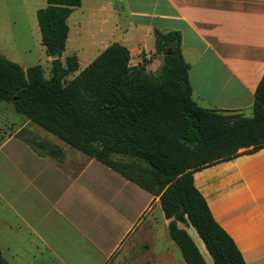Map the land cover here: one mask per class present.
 I'll use <instances>...</instances> for the list:
<instances>
[{"label":"crops","instance_id":"obj_1","mask_svg":"<svg viewBox=\"0 0 264 264\" xmlns=\"http://www.w3.org/2000/svg\"><path fill=\"white\" fill-rule=\"evenodd\" d=\"M75 14L74 39L87 25L96 50L84 58L87 65L119 43L131 66L156 74L154 32H178L192 100L251 116L264 74V0H80L68 33ZM53 147L61 153H38L13 135L0 144V165L12 179L9 199L1 192L11 217L8 238L23 240L40 264L118 263L125 252L132 261L133 240H151L167 221L158 198L94 159ZM193 183L245 264H264V148L197 171Z\"/></svg>","mask_w":264,"mask_h":264},{"label":"trees","instance_id":"obj_2","mask_svg":"<svg viewBox=\"0 0 264 264\" xmlns=\"http://www.w3.org/2000/svg\"><path fill=\"white\" fill-rule=\"evenodd\" d=\"M36 21L50 77L39 65L23 70L0 54V102L158 198L165 219L191 227L212 264H245L231 237L213 219L193 174L264 148V74L251 116L199 107L191 98L188 64L178 32H154L156 74L131 66L128 49L112 43L78 71L65 48L67 18L80 0H45ZM170 49L171 55L164 56ZM58 58L53 60V56ZM70 81L65 79L74 74ZM49 154L61 151L31 142ZM242 150V151H241ZM167 225L185 264H207L184 228ZM0 264H8L0 251Z\"/></svg>","mask_w":264,"mask_h":264},{"label":"rangeland","instance_id":"obj_3","mask_svg":"<svg viewBox=\"0 0 264 264\" xmlns=\"http://www.w3.org/2000/svg\"><path fill=\"white\" fill-rule=\"evenodd\" d=\"M45 6V0H0V54L7 60L18 64L23 70L39 65L44 78L47 79L50 77L51 58L45 55L35 15L38 9L44 8ZM73 18H76V14L68 21L70 25L69 36L60 60L64 63L66 57L76 55L79 60L78 71H80L87 65L84 58H88L96 50H92L93 47L90 45V40L87 39L89 37V28L87 25L82 30L81 36L77 39L75 37L74 39L71 30ZM74 48H81L82 51L80 50L74 54L76 51ZM76 73L69 75L65 79V82L70 81ZM12 135L15 138L24 140L38 153L45 154L48 152L39 148L37 145L31 144V142L47 144L52 147L58 145L63 148L66 154L71 152L83 155L79 151L64 144L57 137L30 123L24 116L15 113L11 104L0 102V144ZM10 176L9 169L0 165V249L8 264H40L33 262L34 260L29 256V250L25 247L23 240L11 241L8 238L7 227L5 225L9 226L8 221H11L7 206L10 183L12 182V179L10 182ZM1 192L7 199L2 197ZM174 221L175 219L171 218L167 219L165 224L161 223L163 225L162 228L157 229L156 235H151V240H142V238L140 240L138 238L133 240V244L128 248V255L133 259L132 261L126 260L125 252L121 262H110L108 264H185L179 249L168 236L167 225ZM157 223H160V220H157ZM176 225L179 228H189L188 233L190 235H188L193 242H196L195 245L205 262L212 264L196 232L191 227L180 222H176ZM146 253L148 254V258L146 262H143L140 258H143ZM148 259H151V261ZM154 259H159V261L154 262Z\"/></svg>","mask_w":264,"mask_h":264},{"label":"water","instance_id":"obj_4","mask_svg":"<svg viewBox=\"0 0 264 264\" xmlns=\"http://www.w3.org/2000/svg\"><path fill=\"white\" fill-rule=\"evenodd\" d=\"M169 55H171V50L170 49H168L165 53H164V56H169ZM58 58V56L57 55H54L53 56V60H56Z\"/></svg>","mask_w":264,"mask_h":264}]
</instances>
